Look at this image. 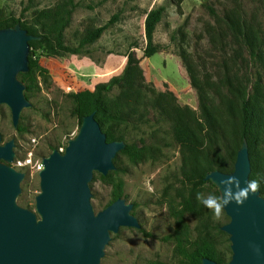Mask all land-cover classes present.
<instances>
[{
    "label": "rangeland",
    "instance_id": "1",
    "mask_svg": "<svg viewBox=\"0 0 264 264\" xmlns=\"http://www.w3.org/2000/svg\"><path fill=\"white\" fill-rule=\"evenodd\" d=\"M59 1L0 0V9L4 18L14 17L25 22L36 12L53 7ZM76 2L78 8L66 31L67 44L76 47L79 34L87 27H105V32L79 55L50 58L43 52L37 53L36 58L48 71L47 77L36 73L38 86L30 98L33 107L23 112L19 126L24 132L14 128L10 109L6 105L1 107L3 143L14 139L17 156L27 158L32 154L35 161L49 156L54 149L65 150L80 129L68 96L93 91L98 84L109 82L97 77L112 74L119 63L126 61L127 54H132L134 62L125 75L123 88L116 89L115 94L139 91L150 97L149 123L131 130L125 141L139 148L151 147L153 155L138 164L121 155L120 171L110 179L111 182L102 181L100 175L95 174L91 201L96 213L104 210L111 201L112 183L122 180L124 198L136 205L134 213L142 226L141 229L122 228L113 235L101 264H147L153 261L176 264L174 244L167 240L175 228L169 203L177 202L183 173L193 155L176 141L174 127L185 123L196 131L200 138L196 147L200 150L199 160L208 153L225 162L227 173L232 171L240 126L237 116L235 118L228 110L232 99L228 98L223 81L228 77L235 86L243 85L250 93L260 75L264 88V66L250 61L246 51L240 53V45L224 22V16L229 10L241 9L248 22L261 26L264 37V0H185L181 10L172 0ZM160 6L166 7L154 36L160 51L152 58H145L146 14ZM209 8L215 10L216 16ZM125 68L118 76L123 75ZM204 108L214 110L219 116L223 140L209 133L206 124L204 131L196 129L198 122H203ZM25 171L18 204L35 211L40 192L39 174L29 169ZM204 193L205 196L216 195L211 186H207ZM214 220L222 226L230 222L224 211L219 218L214 216ZM187 221L191 227L197 224L191 216H187ZM227 238V234L222 236V241L225 243Z\"/></svg>",
    "mask_w": 264,
    "mask_h": 264
},
{
    "label": "water",
    "instance_id": "2",
    "mask_svg": "<svg viewBox=\"0 0 264 264\" xmlns=\"http://www.w3.org/2000/svg\"><path fill=\"white\" fill-rule=\"evenodd\" d=\"M37 39L20 24L0 30V109L3 105L10 109L16 130L23 112L33 107L19 76L30 72V42ZM95 115L83 118L77 136L68 142L64 153L54 149L43 158L35 211L18 204L26 174L12 166L15 140L3 143L0 134V264H101L113 235L122 228H142L134 204L125 198L99 213L94 209L91 183L95 174L108 176L115 171L114 161L127 146L125 141L108 142ZM251 171L249 144L244 139L234 171L214 170L206 180L221 197V179L236 176L243 186ZM224 212L230 219L221 226L231 243L228 264H264L261 193L250 195L242 206L229 205ZM202 264L218 263L205 258Z\"/></svg>",
    "mask_w": 264,
    "mask_h": 264
},
{
    "label": "trees",
    "instance_id": "3",
    "mask_svg": "<svg viewBox=\"0 0 264 264\" xmlns=\"http://www.w3.org/2000/svg\"><path fill=\"white\" fill-rule=\"evenodd\" d=\"M172 1L177 9L181 10L185 0ZM77 8L76 0H60L53 7L36 12L31 20L25 22L14 17L4 18L0 9V30L14 28L20 24L23 29L27 30L28 34L40 38L30 42V72L19 76L26 85V95L29 100L38 86L36 73L40 72L42 77H47L48 74L47 69L43 68L36 58L37 53L43 52L50 58L65 54L79 55L84 48L95 44L105 32V27H87L79 34L76 47L68 45L66 31ZM209 10L213 16H216L213 8H209ZM240 10L236 8L229 10L224 16V22L240 45V53L246 51L250 61L264 66V37L261 26L258 24L255 26L248 22L245 19V13ZM165 12L166 7L160 6L146 14L145 35L147 45L143 49L145 58H152L160 51V47L154 42V36ZM127 58L125 62H121L115 67V72L112 74L97 77L100 81L110 80L109 82L98 84L93 91L85 90L68 96L72 100V112L78 119L79 126H81L84 117L96 113L95 118L107 135L108 142L125 141L131 130L149 123L147 109L151 101L148 95L139 91H124L115 94L116 89L123 88L125 75L134 62L132 54H127ZM124 68L123 75L118 76ZM260 82L261 76L259 75L253 91L249 93L248 88H244L243 85L241 87L235 86L232 79L228 77L223 81L227 87L228 98L232 99L228 103V110L232 116L235 118L237 116L236 119H238L240 126V132L237 134L238 144L234 149L233 157L236 160L243 140L246 139L249 144L252 163L250 179L260 180L258 191L264 196V88ZM202 111L203 122H198L196 129L204 131L206 124L209 127V133H214L218 139L223 140L224 132L219 116L210 108H204ZM24 131L23 128H19V132ZM174 136L176 141L193 155V158L190 157L188 168L183 173L182 187L177 191V202L172 203L171 201L169 203V214L175 221V228L167 240L174 244L175 262L176 264H202L203 259L209 258L218 264H228L232 258L229 238L225 239V243L224 240L222 241V236H226L221 231L222 225L216 223L213 213L197 200L199 194L205 195L207 186L214 188L216 196L220 197L218 189L206 180V175L214 170L227 173L225 171L226 164L208 153H205L201 160L198 159V151L200 150L196 147L200 138L191 126L185 123L177 124L174 127ZM126 144V149L118 154L114 161L116 170L108 176L99 174L102 181L111 182L110 179L120 171L118 164L121 155L127 156L133 164L144 162L153 155L151 147L139 148L134 143L126 142ZM233 171L234 168L231 172ZM95 181L94 177L93 182ZM112 186L111 201L108 205L125 197L122 180L113 182ZM135 207L134 204V209ZM187 216L197 220L194 227L188 223ZM147 264L165 263L153 261Z\"/></svg>",
    "mask_w": 264,
    "mask_h": 264
},
{
    "label": "clouds",
    "instance_id": "4",
    "mask_svg": "<svg viewBox=\"0 0 264 264\" xmlns=\"http://www.w3.org/2000/svg\"><path fill=\"white\" fill-rule=\"evenodd\" d=\"M219 184L223 186V194L217 197L214 194H199L197 200L206 209H209L213 215L219 218L229 205L235 204L242 206L250 195L255 194L260 187V180L249 179L241 186V181L236 176H229L227 179H221ZM259 252V249H256Z\"/></svg>",
    "mask_w": 264,
    "mask_h": 264
},
{
    "label": "built area",
    "instance_id": "5",
    "mask_svg": "<svg viewBox=\"0 0 264 264\" xmlns=\"http://www.w3.org/2000/svg\"><path fill=\"white\" fill-rule=\"evenodd\" d=\"M36 143V140H33ZM64 149H61L60 152L64 153ZM12 166L17 170L26 172L25 170H31L34 173H40L44 169L43 159L35 161L32 157V154H29L27 158H19L16 154L15 160L12 163Z\"/></svg>",
    "mask_w": 264,
    "mask_h": 264
}]
</instances>
